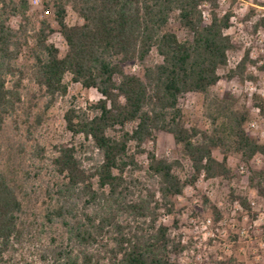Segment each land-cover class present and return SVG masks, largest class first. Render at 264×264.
<instances>
[{
  "label": "trees",
  "instance_id": "obj_1",
  "mask_svg": "<svg viewBox=\"0 0 264 264\" xmlns=\"http://www.w3.org/2000/svg\"><path fill=\"white\" fill-rule=\"evenodd\" d=\"M67 7L81 23H66ZM46 8L50 18L36 24L29 0H0V264H20L18 248L26 242L42 264H179L184 245L172 233L176 220L162 221L174 214L176 197L201 174L230 178V154L246 163L264 155V144L245 128L251 103L212 91L234 48L225 32L230 11L220 14L218 0H51ZM51 21L66 42L63 55L48 40ZM256 26L264 30V18ZM249 62L246 53L227 77L241 80ZM127 64L141 73L127 72ZM70 82L94 88L100 98L77 103L68 96ZM189 93L202 97L205 128L188 124L179 105ZM35 98L46 101L44 109L64 104L63 131L71 141L49 152L36 142L29 157L19 161L16 149L13 159L2 160L8 122L26 123L27 130L30 117L40 122L31 112ZM161 133L189 160L186 177L178 159L146 148ZM38 180L37 215L30 192ZM249 184L264 194V170H254ZM231 196L249 209L246 197ZM210 208L217 220L219 209Z\"/></svg>",
  "mask_w": 264,
  "mask_h": 264
},
{
  "label": "rangeland",
  "instance_id": "obj_2",
  "mask_svg": "<svg viewBox=\"0 0 264 264\" xmlns=\"http://www.w3.org/2000/svg\"><path fill=\"white\" fill-rule=\"evenodd\" d=\"M49 1L51 0H29V13L36 24L45 17L50 18L49 9L46 8ZM218 10L220 14L230 11V26L225 32L230 36L234 48L228 51L227 66L219 70L220 79L212 91L219 95L230 93L238 97L240 103H251L245 128L264 144V96L261 94H264V71L259 68L264 63V30L256 26L258 19L264 18V0H218ZM65 20L69 25L82 22L69 7L66 8ZM11 24L17 27L18 18H12ZM51 28L48 40L58 48L59 54L63 55L66 51V42L54 21H51ZM171 28L180 38L183 37L184 32L178 25L173 23ZM246 53L250 60L246 73L252 77H247L245 73L241 80L240 78L230 80L227 77L229 71L235 69ZM152 55L155 61L159 60L154 53ZM20 62L27 65L24 57ZM124 68L127 72L141 73V68L137 64H127ZM25 85L28 87L30 83L25 80ZM25 93L30 95L29 88L25 89ZM68 96L75 97L77 103L81 105L100 98V94L94 88L84 89L80 84L73 82L69 83ZM33 101L37 106L32 108V116L40 115V122L36 123L34 117H30L31 126L28 130L27 124L21 121L18 128L8 122L1 137L2 160L5 161L8 156L13 159L18 154L16 149H21L19 161L22 156L29 157L30 146L36 142L49 152L52 145L58 141H71L63 131L64 104L57 102L44 109L46 103L44 99L35 98ZM179 105L188 124L198 123L203 128L207 126L201 96L184 94L179 99ZM254 107H259L260 111L256 113ZM252 121L255 122L254 127L250 125ZM146 148L154 149L158 157L178 159L181 163L179 174L182 178L191 173L189 160L180 156L170 134L161 133L154 142H148ZM213 154L218 159L222 158L217 150ZM23 159L26 160L23 165H30L27 158ZM139 161L146 165V156H140ZM227 163L232 171L230 178H206L201 174L194 185L186 186L183 193L176 197L174 214L162 217V221L170 224L176 220L172 233L179 237L184 245V250L177 256L179 264H230L227 262L229 259H233L232 264L264 263V194H259L256 188L249 184V177L254 170H264V155L257 154L246 163L238 156L230 154L227 156ZM240 166L244 167L243 172H240ZM30 178L33 180L32 176ZM39 182L40 180L32 184L33 189L30 192V206L37 215L42 205L40 197L33 193V190L38 193ZM231 193L239 197L244 196L247 200L249 197L254 201V205L249 203V209L243 208L239 199L232 198ZM203 197L207 198L206 204ZM234 202L238 204L234 205ZM210 205H215L220 211L221 215L217 220ZM207 218L211 219V223L205 228L203 225ZM33 246L31 242H26L18 248L17 258L20 264H42Z\"/></svg>",
  "mask_w": 264,
  "mask_h": 264
},
{
  "label": "built area",
  "instance_id": "obj_3",
  "mask_svg": "<svg viewBox=\"0 0 264 264\" xmlns=\"http://www.w3.org/2000/svg\"><path fill=\"white\" fill-rule=\"evenodd\" d=\"M204 16L205 17H207V14H206V12L204 13ZM81 19V18H80ZM82 20V19H81ZM252 89H254V87H251ZM262 94V96H264V94L263 93H261ZM253 110L256 112V113H258L260 110H259V107H254L253 108ZM252 127H254L255 126V122L254 121H252L251 122V124H250ZM244 171V167L243 166H240V172H243ZM203 175V174H202ZM248 201H249V203H250V205H254V201L253 200H251L249 197H248ZM236 204H238L237 202H234V205H236ZM211 223V219L210 218H207L206 220H205V222H204V225H203V227H207L209 224Z\"/></svg>",
  "mask_w": 264,
  "mask_h": 264
}]
</instances>
